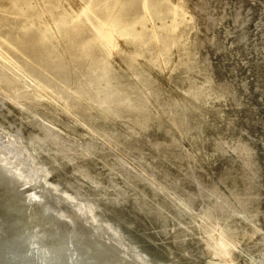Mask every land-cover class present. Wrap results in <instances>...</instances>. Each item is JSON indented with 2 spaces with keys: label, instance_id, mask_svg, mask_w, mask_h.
Listing matches in <instances>:
<instances>
[{
  "label": "rangeland",
  "instance_id": "rangeland-1",
  "mask_svg": "<svg viewBox=\"0 0 264 264\" xmlns=\"http://www.w3.org/2000/svg\"><path fill=\"white\" fill-rule=\"evenodd\" d=\"M263 4L0 0V114L24 125L6 131L35 147L30 133L49 127L55 145L37 146L65 181L88 190L99 184L112 199L125 191L130 201L143 198L152 212L142 219L150 250L179 264H264V216L228 210L183 183L191 167L234 141L219 69L237 89L244 79L255 90L254 60L236 54L230 32L237 8L248 13L252 48ZM202 171L199 187L211 189ZM247 201L259 209L255 194ZM128 209L135 218L136 207Z\"/></svg>",
  "mask_w": 264,
  "mask_h": 264
},
{
  "label": "bare ground",
  "instance_id": "bare-ground-1",
  "mask_svg": "<svg viewBox=\"0 0 264 264\" xmlns=\"http://www.w3.org/2000/svg\"><path fill=\"white\" fill-rule=\"evenodd\" d=\"M223 4L226 3L223 2ZM242 5H239L241 10H243L241 7ZM225 17L227 18L228 15ZM257 19H259V23L257 24L258 29L255 36H253L252 41H250V43H253H251L252 48H247L248 46L245 44V42L248 41V36H250L248 25L252 21L248 13L245 15L244 12L239 11L237 8L235 17L233 18V26L236 30L232 29L230 32L235 38L234 43L240 45V49L238 48L239 51L236 50V54L239 55L248 52L249 55L252 56L251 59L254 60L252 75L254 83L253 88H255V90H252L244 79H240L236 82V85H240L244 90L241 91L233 86L227 81L226 73H228V71L227 69L225 71V68L221 66V63L220 65L218 64L221 66V69L217 67L220 73L216 70V72L219 73L218 77L221 76L219 86L225 92L224 95L229 101L231 111V114H229V132L232 134L234 140L232 145L229 146L231 149L227 147L228 150L223 153L212 150L213 152L209 159L210 162L206 160L202 167L199 166L201 168L199 170H196V168L192 169L191 167L189 170L190 172H188L186 177L183 178V183L186 185L185 187L187 190L192 192L191 194L199 196L203 191L205 196L208 194L207 196H212L213 199H218V205L228 210L239 211V209H249L248 212L259 213L264 216V132H257L259 127L264 129V115L262 109H260L262 107L264 108L263 11ZM243 45L246 47H241ZM6 115L8 116V121L5 122L3 120L4 117L0 114V185L2 184L5 186L1 190L2 194L0 193V208H2L5 203L7 204V199L3 195L6 188L11 189V191H19V189L24 188L27 183L32 182L41 187L40 189L46 195L49 204L59 207L67 218L74 223L76 232H78L80 236L79 240L77 236L76 238L74 237V233L65 229L54 228L50 225L49 221L42 218L41 213L37 208L29 206L26 217L30 223H33L34 220L39 224V236L41 238L48 234L53 236L55 234L60 239L67 238L75 240V242L78 239V242L76 243L81 249L80 256H87L90 252L88 259H95L97 264H139V257L132 254L129 247L123 243L117 231L112 228L111 221H115L120 225L121 229L129 234L130 239L139 242V245L141 246L140 250L141 252L143 251V255L160 264H179L170 257L168 252L164 255L158 254L149 249L146 241H142L148 230L143 224L142 219L144 220L149 213L152 214L150 210L145 211L143 209L141 203L143 198L140 197L136 200L130 201L126 194L127 191H125L120 192V195L118 194V196L115 197L116 199H112L108 197V194H106L105 191L100 190L99 184L95 183V186L92 187L94 189L88 190L74 181H65L58 174L57 168L53 166V161H51L53 158L48 160L45 156L42 157L37 146L38 144L40 146L47 145L49 150L52 149L51 147L55 145L51 136L52 130L49 127L44 128V126L40 128L41 130L36 129L32 131L30 134L34 136L32 140H29L33 141L36 146L31 147L33 143L30 144L28 141V143L25 142L26 139L23 140L22 136L21 140L18 139L20 138L19 136L18 138H15L17 137L16 131L20 132L23 130L24 125L22 122L15 117H10L8 113ZM7 125L11 126L12 129L14 128L13 130H15L16 133H14L16 135H11L6 131ZM42 133L45 136L44 138L49 139V141H38ZM19 134H23V132ZM203 135L204 133L202 132L195 134V136L199 137H202ZM195 136L192 138L194 139ZM29 137L31 136L29 135ZM240 149L243 150V153L239 159L236 155H238L237 151H240ZM66 152L68 153V151H65V153ZM63 153V149H59V155L61 157L64 156ZM34 156H36L39 162L44 165L45 169L44 167L42 169L41 166H39L40 163L37 164L35 162ZM247 159L249 160L248 163H246ZM67 161L70 162V160ZM248 165L249 169L247 170ZM50 170L52 174L51 178L53 177L52 179L54 182H48L45 179L44 172ZM201 170H203V177H201L202 180L205 184L210 183L209 185L211 189H206L205 186L202 190L199 187V180L201 179L197 171L200 173ZM54 183H56V185ZM58 184L63 185V188H58ZM37 189L38 188L36 187L28 190L23 189L26 190V193L23 192L20 195L18 192L15 197H17V200L24 199L26 196L39 198L41 195ZM254 194L258 198L259 203L256 202V204H260L258 207L262 210L261 212L256 207H250L251 204L249 205L247 203L249 197ZM17 200H14L13 204L20 207L17 205ZM95 203H98L106 209L108 212L106 215H108L110 219H102V217L98 215ZM13 204L11 201L10 206L12 210H19ZM129 206L130 208L133 206L136 207L139 215L137 214L138 216L136 215L135 218L130 217V215H128ZM32 237L36 238V235ZM41 238L38 237V239ZM65 246L66 245H64V248ZM40 248L44 250V252H50L51 250L49 246L45 248L40 246ZM137 253L141 256L138 250ZM262 255V260H264V249ZM258 264H260V261Z\"/></svg>",
  "mask_w": 264,
  "mask_h": 264
},
{
  "label": "water",
  "instance_id": "water-1",
  "mask_svg": "<svg viewBox=\"0 0 264 264\" xmlns=\"http://www.w3.org/2000/svg\"><path fill=\"white\" fill-rule=\"evenodd\" d=\"M34 157L35 162L37 164L40 163L39 166L43 169L44 165L39 162L36 156ZM44 174L45 179L48 181L51 170L44 172ZM51 182H54V180L52 179ZM54 184L56 185V183ZM3 187L5 186L1 184L0 193ZM33 187L38 188L37 191H39L41 195L39 198L26 196L24 199L17 200L15 195H17L18 192V194L21 195L23 192ZM57 187L63 188V185L58 184ZM40 188L41 187L36 184L29 182L24 188L19 189V191H11V189L6 188L3 193L4 197L7 199V204L5 203L3 207L0 208V264H97L95 259H88L90 252L87 256H80L81 249L76 243L78 239L80 240V236L79 233L76 232L74 223L67 218L59 207L55 205L52 206L48 203L46 195ZM14 200L18 201L17 205L20 207L13 204ZM11 201L19 210H12L10 206ZM95 205L97 213L102 219H110L108 215H106L108 212L103 206L98 203H95ZM29 206L37 208L42 218L49 221L50 225L54 228L65 229L74 233V237L76 238L77 236L78 238L76 242L75 240L67 238L60 239L55 234L54 236L48 234L41 238L39 236V224L34 220L33 223H30L26 217ZM111 222L112 228L117 231L123 243L129 247L133 255L139 257V264H160L143 255V251L141 252L140 250L141 246L139 242L130 239L129 234L121 229L117 222ZM34 235H36V238L32 237ZM38 237L41 239H38ZM38 244L44 248L49 246L51 249L50 252H44ZM64 245H66L65 248ZM137 250L142 257L137 253Z\"/></svg>",
  "mask_w": 264,
  "mask_h": 264
}]
</instances>
